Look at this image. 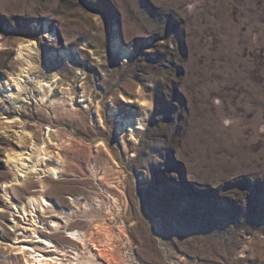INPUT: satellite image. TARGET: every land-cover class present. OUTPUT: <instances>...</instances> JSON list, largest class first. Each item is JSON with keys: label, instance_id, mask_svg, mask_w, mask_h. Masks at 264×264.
Returning <instances> with one entry per match:
<instances>
[{"label": "rangeland", "instance_id": "rangeland-1", "mask_svg": "<svg viewBox=\"0 0 264 264\" xmlns=\"http://www.w3.org/2000/svg\"><path fill=\"white\" fill-rule=\"evenodd\" d=\"M31 42L52 90L9 100ZM14 151L35 168L11 200L51 203L39 231L66 264H264V0H0V264L30 235Z\"/></svg>", "mask_w": 264, "mask_h": 264}, {"label": "bare ground", "instance_id": "bare-ground-1", "mask_svg": "<svg viewBox=\"0 0 264 264\" xmlns=\"http://www.w3.org/2000/svg\"><path fill=\"white\" fill-rule=\"evenodd\" d=\"M35 50L36 47L34 42L25 45H20L18 47L16 57L21 62L22 67L20 69V72L12 78L11 85L7 81L4 82L5 88L1 92H6L7 94H9V97H7L9 100H18V97L20 96L21 92L27 89V79H29L28 81L31 82V85L36 88L37 92H43L46 94L47 89L49 91L52 90L50 84L42 83L41 80H36V78L32 77L30 66L32 63L30 61V58L32 57V53L35 52ZM127 53L128 52L125 49L120 50V55L123 58H126ZM25 65L27 66L26 68L23 67ZM32 79H34L33 82L31 81ZM147 107L148 103H145L143 105V108L146 111ZM127 123L130 127L141 124V122L137 119L129 120L127 121ZM46 140H48V133ZM43 144L44 140L42 141L41 145L37 146L35 143L31 145L30 151L31 154H34V159L37 163H43L47 159L46 149L42 146ZM29 157L30 154H27L26 152L17 153L14 151L10 153L6 159V165L12 171L13 177L12 180L9 182V185L11 186L10 188L6 187L7 184L3 185L5 201L6 203L10 204L13 208L12 216H17V218L21 221L25 220L26 224L28 225V228L26 227V230L20 232V234L22 235L23 232L29 231L31 235L23 236L26 238H21L19 241L16 240L13 242L12 245L19 250L17 252L18 254L24 255L25 264H66L63 262V260H67L64 258V256L68 255V250L66 251V249L64 248L62 249L60 247H57L55 244H53L50 239L44 237L42 235V232L39 231V229L42 228V225L39 224L40 222L38 221V214H41L46 209H49L52 206L51 203H49L48 200L44 196H42V194L39 196L27 195V201L24 205L14 204L11 200V188L13 189L17 185L25 183L26 176L30 173L27 170L35 168V166H28L27 160ZM57 172L58 170L54 167L50 169V173L54 176V179L58 177ZM69 213H72V211ZM14 225L19 229L21 228L20 224L17 222L14 223ZM50 226L59 230V223L55 221H52V224ZM67 237L71 239V241L76 240L77 242H79L85 240L83 234L78 230L69 231ZM19 242H29V244H18ZM75 254L77 256L76 252ZM95 255L96 254L90 252L87 256V260H80L78 258H75V261L71 262L72 264H95Z\"/></svg>", "mask_w": 264, "mask_h": 264}]
</instances>
